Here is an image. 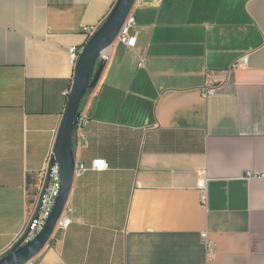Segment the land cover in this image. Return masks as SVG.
<instances>
[{
  "label": "crops",
  "instance_id": "0c3cea01",
  "mask_svg": "<svg viewBox=\"0 0 264 264\" xmlns=\"http://www.w3.org/2000/svg\"><path fill=\"white\" fill-rule=\"evenodd\" d=\"M116 1L0 0V257L38 198L69 49ZM130 15L135 48L111 47L82 102L86 147L72 135L75 162L107 169L74 176L71 223L34 264H264V179H245L264 172V0H137ZM207 76L220 86L204 99Z\"/></svg>",
  "mask_w": 264,
  "mask_h": 264
},
{
  "label": "water",
  "instance_id": "95a60500",
  "mask_svg": "<svg viewBox=\"0 0 264 264\" xmlns=\"http://www.w3.org/2000/svg\"><path fill=\"white\" fill-rule=\"evenodd\" d=\"M136 1L117 0L103 24L90 37L80 52L74 68L70 95L53 148V163L58 168L60 179L58 196L41 229L31 239L23 243L28 236L26 233L6 255L0 257V264H26L39 255L51 240L56 224L65 209L74 180L75 158L72 135L80 114L81 103L87 92L96 87L104 70L105 62L98 61L100 54L111 48ZM48 184L49 177L44 190ZM38 211L39 207L35 218L38 216Z\"/></svg>",
  "mask_w": 264,
  "mask_h": 264
},
{
  "label": "built area",
  "instance_id": "2783aa9c",
  "mask_svg": "<svg viewBox=\"0 0 264 264\" xmlns=\"http://www.w3.org/2000/svg\"><path fill=\"white\" fill-rule=\"evenodd\" d=\"M134 28H135V20L134 18L131 17V15H129L126 18L124 24L122 25L112 46H114L115 44H120V45L125 46L128 49L135 48L137 37H136V34L133 32ZM97 29H98L97 27H86L84 29V32L87 36V40L90 39V37L96 32ZM110 49L111 48L103 51L100 54L98 61L103 60L106 64L110 59V54H109ZM81 51L82 50H78L76 47H71L69 49V56H70L71 64L74 67L76 65L77 59ZM247 63H248V55H244L231 67V69L245 67ZM143 66H144V59H139L138 67L141 68ZM219 86H220V83L213 81L209 76H207L205 78L203 86L199 90V93L201 97L204 99L211 97L216 93ZM70 91L71 90L65 92V95L67 97H69ZM85 123H86V115L83 113H80L77 123L74 126L73 137L77 144V147L81 149L86 147V135L84 132ZM53 158H54V152L52 149L49 155L47 156L42 169L38 173V179H39L38 198L31 212L30 218L25 224L16 242L21 240L26 233H28V236L24 240L23 243L31 239L41 229L42 225L44 224L45 220L48 218L51 212L55 199L58 196L59 186H60L58 168L56 164L53 163ZM106 169H107V165L105 164L104 161H100V160L94 161L90 168H88L87 166H85L84 164L80 162H75L74 176L81 175L87 170L103 171ZM198 174L200 178L197 181V188L200 192V200L205 201L207 179L203 176L202 171H200ZM48 177H49V184H48V187L44 190ZM255 178L264 179V172L258 173V172L248 171L245 174L246 180L255 179ZM43 191H44V194H42ZM38 207H39L38 216L35 218ZM70 223H71V219L65 215V209H64L62 215L60 216L56 224L55 230L67 229ZM201 240L203 241L207 250L209 251V258H212L213 257L212 244L207 240V234L205 232L201 233ZM26 264H34V262L33 260H31L27 262Z\"/></svg>",
  "mask_w": 264,
  "mask_h": 264
},
{
  "label": "trees",
  "instance_id": "16d2710c",
  "mask_svg": "<svg viewBox=\"0 0 264 264\" xmlns=\"http://www.w3.org/2000/svg\"><path fill=\"white\" fill-rule=\"evenodd\" d=\"M89 92H90V90L87 92L86 96L89 94ZM86 96H85V97H86ZM85 97H84V98H85ZM83 100H84V99H83ZM82 102H83V101H82ZM81 107H82V103H81ZM81 107H80V110H81Z\"/></svg>",
  "mask_w": 264,
  "mask_h": 264
}]
</instances>
